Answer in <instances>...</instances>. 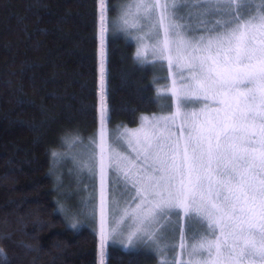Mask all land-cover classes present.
Listing matches in <instances>:
<instances>
[{
  "label": "snow or ice",
  "instance_id": "1",
  "mask_svg": "<svg viewBox=\"0 0 264 264\" xmlns=\"http://www.w3.org/2000/svg\"><path fill=\"white\" fill-rule=\"evenodd\" d=\"M114 23L137 60L165 65L157 91L173 103L137 128H108L100 0L99 128L73 156L99 181L87 205L99 264L117 242L159 264H264V0H129Z\"/></svg>",
  "mask_w": 264,
  "mask_h": 264
},
{
  "label": "trees",
  "instance_id": "2",
  "mask_svg": "<svg viewBox=\"0 0 264 264\" xmlns=\"http://www.w3.org/2000/svg\"><path fill=\"white\" fill-rule=\"evenodd\" d=\"M128 1L106 4L110 129L162 110L154 68L114 23ZM99 29L100 0H0V264H99L98 235L66 223L50 172L53 151L98 131ZM135 248L110 244L105 264H159Z\"/></svg>",
  "mask_w": 264,
  "mask_h": 264
},
{
  "label": "rangeland",
  "instance_id": "3",
  "mask_svg": "<svg viewBox=\"0 0 264 264\" xmlns=\"http://www.w3.org/2000/svg\"><path fill=\"white\" fill-rule=\"evenodd\" d=\"M105 2V8H106V4H107V0H104ZM129 2V1H128ZM258 2V0H257ZM127 3H124V5ZM107 10H106V27H107ZM120 13L118 14L116 21L119 18ZM115 21V22H116ZM192 23L193 26H195L197 24L196 19L193 17V19L190 21ZM129 37V35H128ZM131 38V37H130ZM106 39H107V32H106V36H105V57H104V69H105V74H106ZM132 40L136 43V41L132 38ZM136 48H135V53L137 51V44H135ZM135 58H136V54H135ZM137 59V58H136ZM138 62L142 65L145 66H151L154 68L155 70V85H157V90H160L161 92H166L167 91V86L170 82L169 80V73L166 70L165 65L160 64V63H156V64H151V63H142L138 60ZM106 78V76H105ZM157 95L159 96V100L161 102V107L162 110L160 112H157L155 114H146L142 117H152L153 115H160L162 114V112H167L170 108V106L172 105L173 101L170 98V95H160L158 94L157 91ZM141 119V118H140ZM140 123L137 126H134L133 128H137L139 127ZM109 123H108V128H109ZM122 127H127V126H122ZM122 127H118V128H109L113 133H115L116 131H118L119 129H121ZM131 128V127H128ZM98 132V131H97ZM89 138H79V140H76L74 142V139H71L69 141H71L70 143L67 142V145L65 147V149H61V151H56L58 153L63 154L61 157L58 158H53L52 163H51V174L57 179V183H58V192H59V196L61 198L62 201H64L68 206L69 209L75 214V216L73 217L72 215L70 216V218L67 220V218H65V216H67V214H65V212H63V208L59 207L58 212H61L62 214H64L63 218H65L66 223H68V225L70 226V224L73 222V219H75L78 222V227L77 228H72V229H77L80 230L83 227H89L92 231H94V233L97 234V230H98V223H93L91 215L89 213L88 210V203L90 201V196L92 194H95L97 196L98 199V188H99V181L98 178H96L95 180L89 175V173L87 172V170H81L79 168L78 163H76L73 160V156H77L78 158H82L81 154H86V149L88 146V142H89ZM82 141V143L80 142ZM65 142L63 141V144ZM96 189L95 193L93 192V189ZM119 191V190H118ZM119 198V197H118ZM64 209H65V204H64ZM68 211V214L72 213V212ZM68 217V216H67ZM191 229L192 231L189 232V235H194L196 234V232L199 230V225L192 223L191 225ZM168 241L170 243L175 242L177 237L171 234H168ZM188 243H193V241L189 240ZM112 245H119L122 248H124L125 250H127L128 248H135L137 246L139 247H144L142 244H135V246H130L128 248H125L123 245H121L120 243H110ZM109 244V245H110ZM136 249V248H135ZM148 249V248H146ZM149 250V249H148ZM169 255L171 256L172 253L169 252ZM106 260V258H105ZM159 263V262H158Z\"/></svg>",
  "mask_w": 264,
  "mask_h": 264
}]
</instances>
